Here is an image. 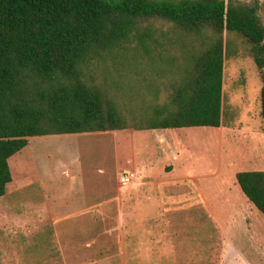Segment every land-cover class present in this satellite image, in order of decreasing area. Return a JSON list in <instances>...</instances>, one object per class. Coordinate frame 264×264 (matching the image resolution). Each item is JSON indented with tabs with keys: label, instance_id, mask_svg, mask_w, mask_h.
<instances>
[{
	"label": "rangeland",
	"instance_id": "rangeland-1",
	"mask_svg": "<svg viewBox=\"0 0 264 264\" xmlns=\"http://www.w3.org/2000/svg\"><path fill=\"white\" fill-rule=\"evenodd\" d=\"M238 1L257 5L264 24V0ZM149 23L179 37L166 23ZM223 38L236 50L223 64L226 125L128 128L69 135V142L61 135L27 138L8 160L12 181L0 197V264H264V216L235 178L264 170L260 74L241 37ZM172 54L176 61L167 50L156 59L157 68L167 66L163 76L148 58L121 64L110 57L92 65L87 78L119 82L128 110L142 101L162 104L171 91L169 66L181 62V52ZM131 172L123 185L120 176ZM194 187L202 198L189 195ZM82 205L112 210L94 222L87 212H66Z\"/></svg>",
	"mask_w": 264,
	"mask_h": 264
},
{
	"label": "trees",
	"instance_id": "trees-1",
	"mask_svg": "<svg viewBox=\"0 0 264 264\" xmlns=\"http://www.w3.org/2000/svg\"><path fill=\"white\" fill-rule=\"evenodd\" d=\"M153 20L168 24L179 37L160 32L149 23ZM225 32L243 39L260 74L264 130V24L257 5L238 0H0V197L12 181L8 160L26 147L28 137L220 127L224 59L236 56L233 42L224 41ZM190 38L201 45L183 40ZM166 50L172 61V52H181V62L169 66L171 91L162 104L142 101L139 109L128 110L119 82L103 85L87 78L92 65L110 57L123 64L148 58L154 73L163 76L167 66L155 63ZM235 178L264 216V170L240 171Z\"/></svg>",
	"mask_w": 264,
	"mask_h": 264
},
{
	"label": "crops",
	"instance_id": "crops-1",
	"mask_svg": "<svg viewBox=\"0 0 264 264\" xmlns=\"http://www.w3.org/2000/svg\"><path fill=\"white\" fill-rule=\"evenodd\" d=\"M222 110H223V108H222ZM224 125H226V123L223 120V113H222V125L221 126H224ZM80 134H82V133H80ZM80 134H62L61 136H65L66 137L65 140H67L69 142L70 139L67 138L69 135H80ZM37 144H40V143L38 142ZM192 184L194 185V183H192ZM191 192H192V195L195 193L198 197H200V198L203 197L200 194V190L196 189V187H194L193 189H191V191L189 192V195H191ZM67 209H69V210L66 211L68 213H82V212H87L89 214V217L92 219V221H93V219H96L98 217V214L99 213H104V212L108 213V212H111V210H112L111 209V206L109 207V206H106V205L71 206V208H67ZM52 211H54V210H52ZM59 212H63V211H59ZM91 214H92V216H91ZM55 223H57V222H55Z\"/></svg>",
	"mask_w": 264,
	"mask_h": 264
},
{
	"label": "built area",
	"instance_id": "built-area-1",
	"mask_svg": "<svg viewBox=\"0 0 264 264\" xmlns=\"http://www.w3.org/2000/svg\"><path fill=\"white\" fill-rule=\"evenodd\" d=\"M134 177V173L122 174L119 178V181L124 185L130 182V180Z\"/></svg>",
	"mask_w": 264,
	"mask_h": 264
}]
</instances>
